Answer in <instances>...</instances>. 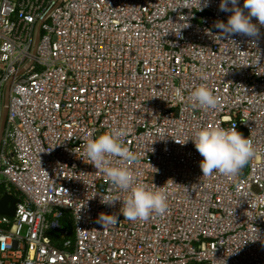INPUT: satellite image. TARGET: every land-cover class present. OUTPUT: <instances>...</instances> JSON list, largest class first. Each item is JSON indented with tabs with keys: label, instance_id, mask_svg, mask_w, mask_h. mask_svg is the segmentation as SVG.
<instances>
[{
	"label": "built area",
	"instance_id": "obj_1",
	"mask_svg": "<svg viewBox=\"0 0 264 264\" xmlns=\"http://www.w3.org/2000/svg\"><path fill=\"white\" fill-rule=\"evenodd\" d=\"M218 5L0 0V200L17 198L0 213V264H264V26L256 42L222 39ZM201 83L216 108L190 98ZM233 122L254 156L234 176L202 175L189 137ZM115 126L137 155L127 166L167 193L146 219L101 202L127 192L85 143ZM101 211L117 222L98 223Z\"/></svg>",
	"mask_w": 264,
	"mask_h": 264
},
{
	"label": "clouds",
	"instance_id": "obj_2",
	"mask_svg": "<svg viewBox=\"0 0 264 264\" xmlns=\"http://www.w3.org/2000/svg\"><path fill=\"white\" fill-rule=\"evenodd\" d=\"M208 3L209 0H196L195 9L202 10ZM181 6L190 8L187 5ZM218 7L220 11L228 13L226 20L217 19L213 23L222 39L241 34L256 42L261 34V26H264V0H243L242 5L239 0H219ZM176 91L179 96L180 89ZM189 95L202 107L214 109L218 105L212 90L204 83L193 87ZM127 132L126 127L108 128L86 140L85 152L88 162L99 168L121 193L127 192L126 196H106L101 198V202L111 206L119 200L122 202L120 211L124 217L130 220L146 219L152 212H162L167 208V193L163 187L154 188L139 180L127 166L128 161L137 159V155L124 141ZM166 135H169L166 131L159 132L157 138L164 139ZM189 138L202 157L200 167L202 175L205 176L213 171L234 176L256 151L251 137L245 136L235 122L227 127L219 124L202 126L195 132L194 137ZM97 222L102 225L116 223L117 215L101 211Z\"/></svg>",
	"mask_w": 264,
	"mask_h": 264
},
{
	"label": "water",
	"instance_id": "obj_3",
	"mask_svg": "<svg viewBox=\"0 0 264 264\" xmlns=\"http://www.w3.org/2000/svg\"><path fill=\"white\" fill-rule=\"evenodd\" d=\"M37 39V38H36ZM7 115V95L5 96L4 106L2 110L1 122H0V139L2 135V131L5 125ZM17 201V198L12 194L6 193L2 196L0 200V213L13 215L15 212L14 203Z\"/></svg>",
	"mask_w": 264,
	"mask_h": 264
},
{
	"label": "trees",
	"instance_id": "obj_4",
	"mask_svg": "<svg viewBox=\"0 0 264 264\" xmlns=\"http://www.w3.org/2000/svg\"><path fill=\"white\" fill-rule=\"evenodd\" d=\"M64 221L67 223L68 220H66V214H65V217H64Z\"/></svg>",
	"mask_w": 264,
	"mask_h": 264
}]
</instances>
